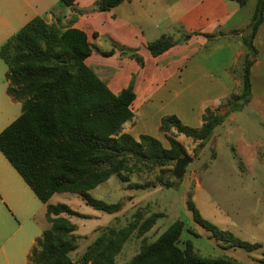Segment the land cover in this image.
Returning a JSON list of instances; mask_svg holds the SVG:
<instances>
[{
  "label": "trees",
  "instance_id": "obj_1",
  "mask_svg": "<svg viewBox=\"0 0 264 264\" xmlns=\"http://www.w3.org/2000/svg\"><path fill=\"white\" fill-rule=\"evenodd\" d=\"M60 1L75 9L76 0ZM126 1L96 0V7L100 12H109ZM237 1L241 5L248 2ZM263 23L264 0H257L251 22L242 31L247 54L241 71V94H232L226 100L227 111L223 115L207 108L200 128L184 125L175 115L164 117L160 131L166 135L169 148L152 136L142 135L136 140L125 132V126L135 119L134 83L118 95L110 90L86 63L93 50L84 31L72 26L63 29L37 17L1 46L0 58L8 67L7 94L22 104V112L0 133V153L46 205L49 224L36 241L29 258L32 264H115L134 234L144 238V244L128 264H238L224 256H201L191 240L185 242L184 248L180 247L186 229V223L181 220L155 242L145 243V236L162 215L146 218L140 213L126 227L106 228L88 246L79 262H75L71 254L79 248V237L71 218H91L67 204L53 205L50 200L60 194L76 195L95 210L114 215L122 210L120 204H107L90 193L114 176L130 184L132 175L146 169H160L158 182L174 188L178 182L169 179L172 167L178 159L188 156L178 136L199 143L197 150L204 149L217 127L251 103L252 67L259 57L255 39ZM175 45L173 37L164 35L149 43L148 50L156 58ZM130 186L143 190L148 184ZM187 205L194 221L217 241L248 251L261 247L240 241L234 234L206 221L192 197ZM189 233L200 237L193 230Z\"/></svg>",
  "mask_w": 264,
  "mask_h": 264
},
{
  "label": "rangeland",
  "instance_id": "obj_2",
  "mask_svg": "<svg viewBox=\"0 0 264 264\" xmlns=\"http://www.w3.org/2000/svg\"><path fill=\"white\" fill-rule=\"evenodd\" d=\"M191 2L192 0H160L158 6L145 10L142 22L134 24L147 43L166 35L173 37L176 45H185L190 37L196 36L203 28L214 25L213 29L218 31L226 14L240 8L239 3L229 0H206L191 11ZM178 3L188 12L180 17L176 15L170 18L167 7L174 6L177 11ZM202 14H209V19L201 20ZM196 21L198 24L194 25ZM101 43V47L105 49H116L118 58L136 59L135 50L119 44L115 46L104 39ZM99 45L98 42L94 43L93 48H100ZM142 55L145 56V53ZM214 60V65H208L212 73L222 72L220 70L224 66L234 68L229 49L216 51ZM7 71V65L0 58V133L22 112L21 103L13 101L7 94ZM259 81L262 85L255 84L251 103L242 112L230 115L223 125L217 127L204 149L197 150L199 143L183 135L178 136L193 162L186 167L181 180L176 179L173 174L172 178L168 177L178 182L174 188H166L158 182L160 169H146L132 175L130 184L123 183L114 176L90 193L93 198L107 204H120L122 210L114 215L95 210L76 195H55L50 200L51 204H67L91 218H71L77 226L79 237V248L71 254L72 259L79 262L88 246L106 228L126 227L140 213L146 218L152 214L162 215L156 226L145 236V243L155 242L173 223L181 220L186 223V229L181 236L180 247L184 248L185 242L191 240L197 253L203 257L224 256L238 264H264V78ZM235 91L230 90L231 94L213 104L209 102L212 97L210 93H186L180 99L171 96L165 102V108L166 111L179 114L184 125L200 128L205 110L213 106L216 107L213 110L225 114L226 100ZM174 169L175 166L172 167ZM136 183L148 186L143 190L130 186ZM190 197L206 221L224 232L234 234L240 241L261 247L248 251L229 247L212 238L210 232L194 221L187 205ZM0 226L8 236L21 238L27 256L36 239L49 227L46 205L36 197L1 153ZM189 230L197 232L200 237H194ZM143 244L144 238H138L134 234L116 258L115 264H128L140 252Z\"/></svg>",
  "mask_w": 264,
  "mask_h": 264
},
{
  "label": "crops",
  "instance_id": "obj_3",
  "mask_svg": "<svg viewBox=\"0 0 264 264\" xmlns=\"http://www.w3.org/2000/svg\"><path fill=\"white\" fill-rule=\"evenodd\" d=\"M204 1L192 0L191 11ZM229 1L239 3L237 0ZM256 3L257 0H248L246 5L239 3L240 8L226 14L218 31L213 29L214 25L203 28L185 45H175L155 58L148 50L149 43L139 34L134 23L142 22L145 10L158 6L160 0H127L109 12L98 11L96 0H76L75 9L65 6L60 0H0V45H4L37 17L63 29L72 26L84 31L93 50L86 63L107 83L110 90L118 95L134 83L137 97L132 110L135 119L125 126V132L136 140L142 135L152 136L169 148L166 135L160 131L161 120L171 115L181 117L174 111H166L168 98L180 99L186 93H210L212 97L209 102L213 104L225 98L232 89L236 90L233 94L241 93V71L247 54L242 31L250 24ZM177 6V11L174 6L167 7L170 18L188 12L181 3ZM200 18L208 20L209 14H202ZM197 24V21L194 22V25ZM103 39L115 46L119 44L135 50L136 59L118 58L116 49L101 47ZM97 42L100 48L94 49ZM255 46L259 57L252 67V89L256 83L261 86L259 79L264 78V23L255 39ZM221 49L231 51L234 68L224 66L220 70L222 72L212 73L208 65H214L215 52ZM144 53L145 56L142 55ZM32 251L27 256L21 238L8 236L0 226V264H32L29 260Z\"/></svg>",
  "mask_w": 264,
  "mask_h": 264
},
{
  "label": "water",
  "instance_id": "obj_4",
  "mask_svg": "<svg viewBox=\"0 0 264 264\" xmlns=\"http://www.w3.org/2000/svg\"><path fill=\"white\" fill-rule=\"evenodd\" d=\"M193 162V159L189 156H184L176 162L173 175L176 179L181 180L186 172V167Z\"/></svg>",
  "mask_w": 264,
  "mask_h": 264
}]
</instances>
